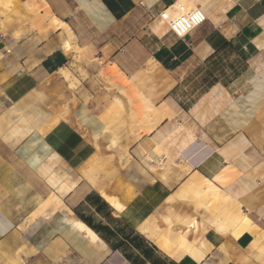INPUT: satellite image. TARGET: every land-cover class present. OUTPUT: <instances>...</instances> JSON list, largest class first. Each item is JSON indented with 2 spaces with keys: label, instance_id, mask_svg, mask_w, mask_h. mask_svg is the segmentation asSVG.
I'll list each match as a JSON object with an SVG mask.
<instances>
[{
  "label": "crops",
  "instance_id": "crops-1",
  "mask_svg": "<svg viewBox=\"0 0 264 264\" xmlns=\"http://www.w3.org/2000/svg\"><path fill=\"white\" fill-rule=\"evenodd\" d=\"M177 2L207 15L184 39L161 18ZM12 3L27 21L3 26L0 18V264H239L246 249L250 264L260 263L264 250L251 247L264 233V0ZM66 49L94 55L127 96L97 78L66 91L54 78L69 64ZM198 68L210 71L201 92L191 88ZM128 96L156 125L128 144L130 160L105 182L86 166L129 120ZM195 175L239 202L252 224L238 239L209 229L196 256L176 258L142 228L168 204L195 216L167 202ZM119 178L133 191L129 203Z\"/></svg>",
  "mask_w": 264,
  "mask_h": 264
},
{
  "label": "bare ground",
  "instance_id": "bare-ground-1",
  "mask_svg": "<svg viewBox=\"0 0 264 264\" xmlns=\"http://www.w3.org/2000/svg\"><path fill=\"white\" fill-rule=\"evenodd\" d=\"M196 8L192 7L191 4L188 8H186L181 2H177V4L174 7L170 8L167 11V14H170L175 17L180 15L181 13H186ZM56 23L58 24V26L62 27L64 30L68 32L71 42H74L76 40L73 33L68 29V27L65 24L59 21H56ZM77 49L78 48L76 47V50ZM146 119L149 122L151 116L146 117ZM143 122L144 121H142V123ZM150 122L149 124H151ZM155 123L151 125H154ZM152 127L153 126H151V128ZM152 130L154 129L152 128ZM152 130H150V132ZM91 183L94 185V187L99 189V191L105 192V187L103 184L97 182L94 179L91 180ZM55 201L56 204H58L59 206L56 205L57 207L55 209L57 210H54L52 209L54 205L50 204L52 206L51 212L52 210H54V212L61 210V203H59L57 199ZM55 201L53 200V204H55L54 203ZM178 201L187 202L188 204L192 203L196 205V208L198 207V209H202L203 221L206 222L208 226L206 227L205 225H202L200 227V225L196 222L195 219H188L181 221L178 213L172 211L164 219L165 229L161 230L159 227L154 229H151L149 227H143L142 233L148 238L152 239L155 242V244L158 246L160 251H162L166 255L168 254L176 258H181L184 254L188 253L196 256V252L199 250L198 248H200V244H201V241H199L198 238L200 236L204 237V235L209 231V229L211 230L214 229L219 234H223V235H226L225 233L232 234L236 239H238L242 234H244L248 230V228L252 224V222L248 218L247 210L245 212L242 209L241 204H239V202H236L235 200L227 201L225 194L222 193L221 190H219L211 182L207 181L206 179H203L198 175L193 176L192 179L187 184H185V186L178 193H176L167 200L168 203L178 202ZM50 202L51 200L49 201V203ZM113 202L115 203V201ZM46 203L47 202H45L43 206L46 205ZM49 207L50 206L48 205L47 209H50ZM41 209L44 208L42 207ZM46 212L48 213V210ZM43 214L46 213L43 212ZM69 222H72L73 225L76 226V228H78L80 231L86 232L87 234L86 238L90 239L89 241L97 242L98 237L90 229H88L83 223L79 221H70V220ZM203 246H205V244H203ZM263 250H264V233L254 241L251 247L252 254H256L259 251H263ZM237 260L239 264H250L251 262L249 256H244L243 258H238Z\"/></svg>",
  "mask_w": 264,
  "mask_h": 264
},
{
  "label": "rangeland",
  "instance_id": "rangeland-1",
  "mask_svg": "<svg viewBox=\"0 0 264 264\" xmlns=\"http://www.w3.org/2000/svg\"><path fill=\"white\" fill-rule=\"evenodd\" d=\"M35 8L37 13H39V10H37V6H35ZM23 10H24V6H18V5L14 6L12 0H0V18H3L2 25L10 26L15 22L16 23L26 22L27 18L22 15ZM66 50L68 51V54L70 56L69 64L66 66L64 70L60 71L57 74H54V78H56L59 81H62L63 84L66 86L65 87L66 91H69L70 93L75 95L78 88L81 86V80L97 78L98 80L99 79L102 80L103 85L107 91L109 92L117 91L126 95L124 90L119 87V84L114 80H112L108 75V73L103 70L100 61H98L97 58L94 57V55L83 53V51H80V53L76 55V53H74L73 50H69V49ZM197 73L198 74L194 78L193 80L194 82L192 83L191 88H195L196 91L201 92L206 88L205 86H208L207 81H208V76H210L209 75L210 71L206 70V68H198ZM127 98L130 105H132L129 120H127L124 123H120V124L118 123L116 128L110 130V135H112V138L107 141L108 143L107 146L104 147L103 149H101L100 147L99 148L100 153L94 159H92L86 166L87 174L89 175L95 174L98 177H102L100 179L105 182H109L113 180L116 174L121 169L124 168L126 164L125 161L127 162L130 160L131 156H130V148L128 144L140 138L143 132L146 133L150 132V130H152V128H154V126L156 125L155 122H153L155 123L154 125H151L153 124L152 122H150L152 121V119H149V122L151 123L149 124L145 115L136 114L135 108H133L132 98L130 96H128ZM142 121H144L143 122L144 124L142 123ZM151 126L153 127L151 128ZM151 167L153 170L157 172L159 171V169H156L153 166ZM172 171L173 169L171 170V172ZM94 180L103 184L105 188L107 187L106 183L99 181L97 179ZM118 185L125 192L124 203L131 202L134 198L133 191L129 189L127 185L124 184L121 178L118 179ZM104 193L106 194V196L112 198V200H114L116 204H118V210L121 211L123 209L122 205L118 201L119 199L117 200V198L108 195L106 192ZM181 203L193 207L195 216L193 217L183 216L179 211L173 209L172 207L173 204L170 205L168 204L165 214L154 215L149 220L148 225L144 227H149L151 229L159 227L161 230L165 229L164 219L172 211L178 213L181 221L188 219H195L196 216L197 217L199 216L201 217V221L203 222V225H205L206 227L208 226L207 223H205L202 220L203 219L202 209H198V207L196 208V205L192 203L189 204L187 202H181ZM225 234L227 235L228 233ZM246 250L244 253L240 255L239 258H243L245 256ZM256 264H264V259H262L260 263L257 262Z\"/></svg>",
  "mask_w": 264,
  "mask_h": 264
},
{
  "label": "built area",
  "instance_id": "built-area-1",
  "mask_svg": "<svg viewBox=\"0 0 264 264\" xmlns=\"http://www.w3.org/2000/svg\"><path fill=\"white\" fill-rule=\"evenodd\" d=\"M161 18L169 26L172 33L180 39L186 38L207 22V15L200 8L181 13L175 17L167 14V10H165L161 13Z\"/></svg>",
  "mask_w": 264,
  "mask_h": 264
}]
</instances>
